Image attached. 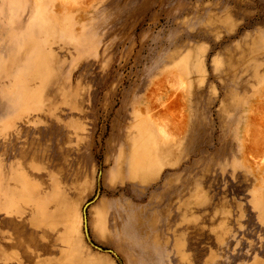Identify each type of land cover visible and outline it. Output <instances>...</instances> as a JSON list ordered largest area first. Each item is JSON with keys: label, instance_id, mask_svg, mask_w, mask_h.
<instances>
[{"label": "rangeland", "instance_id": "obj_1", "mask_svg": "<svg viewBox=\"0 0 264 264\" xmlns=\"http://www.w3.org/2000/svg\"><path fill=\"white\" fill-rule=\"evenodd\" d=\"M0 264H264V0H0Z\"/></svg>", "mask_w": 264, "mask_h": 264}]
</instances>
